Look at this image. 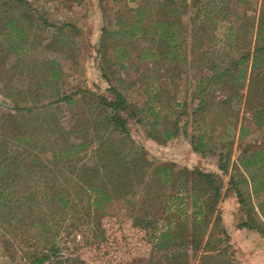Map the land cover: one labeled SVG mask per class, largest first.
Wrapping results in <instances>:
<instances>
[{"label":"rangeland","instance_id":"rangeland-1","mask_svg":"<svg viewBox=\"0 0 264 264\" xmlns=\"http://www.w3.org/2000/svg\"><path fill=\"white\" fill-rule=\"evenodd\" d=\"M262 2L0 0V148L18 153L25 163L36 159L37 170V163H48L49 171L28 173L22 161L21 174L10 175V180L0 175L4 184L11 183V196L20 200L16 210H3L10 230H0V264H32L43 253L50 257L42 264H155L165 251L154 244L176 217L186 219L191 236L194 211L199 209L192 202L190 171L195 168L219 177L220 228L227 231L223 234L219 228L221 256L206 264H264V234L240 226L251 216L264 228L258 209L264 188L254 191L264 175V161L261 155L257 164L242 159L264 149V112L256 111L264 101L262 87L256 83L247 95L249 64L244 65L248 78L238 88L240 94L233 90L234 78L211 80L247 50L248 43L254 45ZM13 17L18 20L9 30L7 23ZM158 21L174 22L172 40L162 33ZM18 27L24 30L20 46ZM53 68L58 74L51 77ZM111 83L129 103L122 112L128 118L129 136L124 143L120 132L113 136L122 155L145 166L132 173L136 184L130 201L122 199L101 213L98 224L96 218H87L80 201L83 192L73 183L74 173L112 130L103 121L109 110L102 101L113 98ZM64 95L69 98L58 100ZM29 107L32 111H27ZM241 125L247 131L242 138ZM176 129L178 134L166 139L165 130ZM198 133L205 135L211 151L222 155L194 150L191 136ZM68 146H72L70 154L58 161ZM56 162L62 163V170L54 171ZM166 165L174 168L175 179L182 181L185 177L179 174H188L187 189L176 192L171 180L161 188L155 184L161 177L157 167ZM253 172L255 183L250 181ZM231 176L245 202L238 201L229 184ZM243 177L247 183L240 182ZM159 189L162 203L159 199L154 203L151 191ZM55 191L68 192L78 205L54 208L44 200L34 212L28 209L26 197H47ZM171 194L183 196L185 202L177 199L166 211ZM9 212H14L12 217ZM38 213L52 217L46 233L31 222ZM145 213L146 219L155 217L156 229L135 224ZM188 252L189 264H202L201 252L194 253L191 246Z\"/></svg>","mask_w":264,"mask_h":264},{"label":"trees","instance_id":"trees-1","mask_svg":"<svg viewBox=\"0 0 264 264\" xmlns=\"http://www.w3.org/2000/svg\"><path fill=\"white\" fill-rule=\"evenodd\" d=\"M19 1L20 3H22L23 0ZM173 12L178 13V8L174 9ZM17 20L18 19L14 17L10 18L9 22L7 23V27L9 30L16 26L15 22ZM158 22L161 24L162 33L170 37L172 40L174 35L170 26L172 25V23L174 24V22ZM137 24V28H140V23ZM23 36L24 30L21 28L17 29L19 46L22 43L21 38ZM168 45L170 46V48H173L175 46L174 45L172 47L170 44ZM249 46L250 43L247 44V50L241 53L237 58H232V60H230V66H227L220 73L214 75L211 80H215L220 83L222 79L228 80L234 78L233 90L240 94L238 88H242L245 83L244 79L248 78L247 68H245L244 65L249 64L250 76L247 95H249L254 91L255 88H257L256 83H259V85L262 87L261 91L264 95V0L261 5L260 15L257 23L254 45L250 46V48ZM103 57H105L104 52ZM57 74L58 69L53 68L52 74H50L51 77L57 76ZM241 79L242 83L239 81ZM109 88L114 96L113 98H103L102 100L107 110H109L108 113L104 116L103 121L107 125L111 126L112 130L109 131L107 135H103L100 138L98 145L92 149V153L88 157L87 163L83 164L81 168H78V171L74 173L75 181L73 183V186H75V188H80L81 192H83L82 197H85V199L83 200V198L81 197L80 201H82V206L86 211L87 218H96L98 224L101 213H107L106 211L108 209H112V207L116 204H121L120 202L122 201V199L125 203L130 201L128 196L131 195L132 188L134 187V184H136L132 178V173H137L145 166L143 162H139L138 164L136 163L137 161L134 158L128 159L124 155H122L121 144L117 143V139H115L116 135L113 136L117 132L123 134V137L120 139V142L122 143H124L125 139L129 136V129L127 126L128 118L126 116H123L122 114L124 110L128 109L129 103L127 102L126 96L115 85H112L111 83ZM68 98L69 96L64 95L62 97H59L58 100ZM260 103L261 104H259L256 108L257 114L259 115L264 112V101ZM19 110L22 111L23 107L19 108ZM27 111H32V108H27ZM199 118H203V115L200 114ZM239 132L241 135L240 138H242V136L247 131L244 130V126L241 125ZM164 134L166 136V139H168L172 136L177 135L178 131L177 129L172 131L165 130ZM152 138L157 139V137ZM204 138L205 135L202 133L191 136L194 150L203 154L210 152L212 154H218L219 156L222 155L217 151H211V149L207 147V143H205ZM232 144L233 141H231V146ZM71 148L72 146H68L64 148V150H61L62 155H58L57 160L60 162L61 160H64L65 156H68L70 154ZM230 153L231 149H228L227 153H225L228 158L230 156ZM258 155H261L260 160L264 161V149L261 151V154L259 151H252L249 153V155H247L248 157L242 156V159L251 160L253 161L252 164H257V162L255 161H257ZM22 161L25 163V159L22 158L21 155H18V153L14 151L8 152L7 150H3L0 148V175L5 179L10 180V178L8 179L10 175L21 174L19 171ZM35 161L36 159L30 163L29 161L28 163H25V165H27L26 170L28 173H35L36 171L41 173L49 172L48 170H46L48 163L41 162V166L39 163H37L39 165V170H37ZM60 162L55 163V168H53L54 171L62 170L63 166ZM262 164L264 165V162ZM222 168L226 169V166L222 165ZM174 171V168L169 165L157 167L155 172L160 174L159 176L161 177H158V179H156L155 184L159 186V188H161L163 184H166L171 180L172 187H175L177 189L176 192H178L180 189H187L188 174L183 175L182 173H180L179 175L185 177V179L181 181L180 179H178V177L176 179L172 177V175H174ZM190 173H192V202L194 206L199 207V209H196L194 211L195 216L192 223L191 236L188 231L186 219H182L181 216H178L172 223L171 221H169V223H171V226L166 230L161 231L160 241L154 244L157 249H162L163 251H165L162 254V258H158L155 260V264H189L187 258L189 254V246L192 247L194 253L201 252L199 254V257L202 261V264H206L207 260L210 258L221 256V253H219V247H217V245L222 242V238L218 237V235L220 231L223 234H227V231L224 227L220 228L221 213L218 204L222 198V192L219 177L217 178L213 172L204 171L199 168L191 170ZM247 181V177L240 178V182L242 183H247ZM250 181L253 183L256 182V175H254V172L250 174ZM258 181L259 186H255L254 189L256 193L260 191L258 189L264 188V175L262 176V178H259ZM0 182L3 183L1 178ZM229 184L231 187L235 188L238 201L245 202V198L243 197L241 189L238 187L234 177H230ZM10 186V182H7L6 184L3 183V188L0 189V230H2L3 232H8L10 230L5 224L7 215L4 214L3 210H16V208H19L20 206V200L14 199L11 196V193H9ZM75 190L78 191V189ZM159 191L160 189L151 191V193L153 192V196H151V199L154 203L158 201V199L160 200L159 203H162V196L159 194ZM31 192L35 194L36 190L33 189L31 190ZM67 195L68 192L60 194L58 191H55L50 195L48 194L47 197H44L45 194H43L41 197L44 198L34 196L29 198L26 197V204L28 209L32 212H34V210L36 209L35 206H39V208H41L44 200L50 207L55 208L57 206H69L71 207L70 209H72L74 206L78 205V201L76 199L73 200V197L68 198ZM168 199L169 203L167 204L168 207H166V211L169 210V208L172 206V203L177 199L180 203L185 202V198L178 194H171L168 196ZM249 208H251L252 210L253 205ZM258 209L261 215L264 217V198L260 201ZM13 214L14 212H9L10 217H12ZM146 214L147 213H145L142 217H137L138 219H135V224H143V226L145 227L151 226L153 229H156V226H153V223L156 221L155 217H152V219H146ZM43 216L44 214L40 215L38 213L34 216L31 222L32 224H34V226H38L43 233H46L51 225L49 224L48 220L52 217H49L47 219L45 216ZM211 222L212 226L209 228ZM261 224L262 222L257 223L256 221L252 220L251 216H249L247 220L242 221V224L240 226L255 229L264 234V228ZM100 235L102 237L104 236L103 230L100 232ZM49 257V254L43 253L39 257L34 258V260H32V264H42L44 260L48 259Z\"/></svg>","mask_w":264,"mask_h":264}]
</instances>
